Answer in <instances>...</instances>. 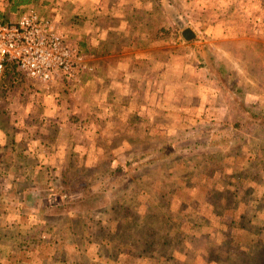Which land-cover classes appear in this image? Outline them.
Wrapping results in <instances>:
<instances>
[{"label":"rangeland","instance_id":"1","mask_svg":"<svg viewBox=\"0 0 264 264\" xmlns=\"http://www.w3.org/2000/svg\"><path fill=\"white\" fill-rule=\"evenodd\" d=\"M16 1L92 56L93 0ZM100 2L125 75L0 94V264H264V0Z\"/></svg>","mask_w":264,"mask_h":264},{"label":"built area","instance_id":"2","mask_svg":"<svg viewBox=\"0 0 264 264\" xmlns=\"http://www.w3.org/2000/svg\"><path fill=\"white\" fill-rule=\"evenodd\" d=\"M92 71L86 57L70 46L58 26L34 7L15 20L0 19V94L16 75L40 82L53 81L58 72L69 80Z\"/></svg>","mask_w":264,"mask_h":264},{"label":"crops","instance_id":"3","mask_svg":"<svg viewBox=\"0 0 264 264\" xmlns=\"http://www.w3.org/2000/svg\"><path fill=\"white\" fill-rule=\"evenodd\" d=\"M91 7V15H89V21H88V32H87V39L89 42V50L92 51V56L88 57L87 60H92V81L93 84L91 85H97L101 81L99 77L100 73V65L99 62L101 59H118L117 61V67L116 66H110L109 72L110 74L112 72H115L119 70L120 73L123 75L126 74V63L125 60V49L124 45L122 47V43H118L117 40H114V37L116 36H122V32H125V22L121 19H114L112 12H114V9L111 4H102V2L93 0L90 3ZM104 16V20H101V15ZM110 14V16L108 15ZM135 61L138 60V52L136 51L134 54ZM89 63V61H88ZM90 65V64H89ZM84 73V72H83ZM80 73V74H83ZM79 74V75H80ZM94 79V80H93ZM126 78H124L125 81ZM32 80V79H31ZM112 79V81H114ZM34 81V80H33ZM123 81V80H122ZM121 83V82H120ZM119 83V84H120ZM123 84V83H122ZM9 91V90H8Z\"/></svg>","mask_w":264,"mask_h":264},{"label":"water","instance_id":"4","mask_svg":"<svg viewBox=\"0 0 264 264\" xmlns=\"http://www.w3.org/2000/svg\"><path fill=\"white\" fill-rule=\"evenodd\" d=\"M183 36L186 40H190L194 37V33L190 29L186 28L183 31Z\"/></svg>","mask_w":264,"mask_h":264},{"label":"trees","instance_id":"5","mask_svg":"<svg viewBox=\"0 0 264 264\" xmlns=\"http://www.w3.org/2000/svg\"><path fill=\"white\" fill-rule=\"evenodd\" d=\"M32 0H17L15 2V5H20V4H27V3H30Z\"/></svg>","mask_w":264,"mask_h":264}]
</instances>
